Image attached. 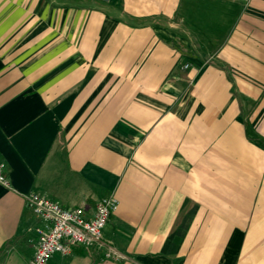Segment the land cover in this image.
Returning a JSON list of instances; mask_svg holds the SVG:
<instances>
[{"label":"crops","instance_id":"1","mask_svg":"<svg viewBox=\"0 0 264 264\" xmlns=\"http://www.w3.org/2000/svg\"><path fill=\"white\" fill-rule=\"evenodd\" d=\"M0 264H28L30 192L123 258L264 264V0H0Z\"/></svg>","mask_w":264,"mask_h":264},{"label":"built area","instance_id":"2","mask_svg":"<svg viewBox=\"0 0 264 264\" xmlns=\"http://www.w3.org/2000/svg\"><path fill=\"white\" fill-rule=\"evenodd\" d=\"M0 184L9 187L1 163ZM25 203L39 219L34 228L37 242L28 264H46L54 254L66 255L74 246L98 252L104 259L123 258L102 232L109 216L118 207L113 194L98 199L90 216H85L81 208L62 206L35 192L25 195Z\"/></svg>","mask_w":264,"mask_h":264}]
</instances>
